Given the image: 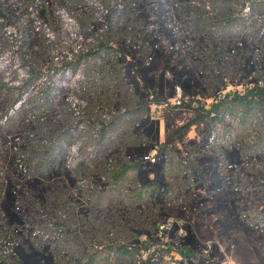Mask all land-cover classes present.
<instances>
[{
  "label": "rangeland",
  "instance_id": "374dc122",
  "mask_svg": "<svg viewBox=\"0 0 264 264\" xmlns=\"http://www.w3.org/2000/svg\"><path fill=\"white\" fill-rule=\"evenodd\" d=\"M250 1L0 0V264H264V108H184L263 80Z\"/></svg>",
  "mask_w": 264,
  "mask_h": 264
},
{
  "label": "trees",
  "instance_id": "16d2710c",
  "mask_svg": "<svg viewBox=\"0 0 264 264\" xmlns=\"http://www.w3.org/2000/svg\"><path fill=\"white\" fill-rule=\"evenodd\" d=\"M65 81L67 82V79H65ZM239 105H246L247 107L257 105L264 108V86H261L258 81L243 94L235 93L233 95H226L225 97H222L219 102L213 103L210 109H205L204 107H195L194 103H188V105H186L184 108L187 110H201L203 112V119H217L221 116L222 109L232 113L235 107ZM108 127L109 126H105L100 123L95 124L93 130L96 132V142L98 147L106 143L107 138L105 133L107 130L106 128ZM139 166L140 165L138 163L132 164L129 167L130 169H126L124 173L126 174L128 170L137 171ZM181 254L188 259L194 258V255H190L188 251L185 250H181Z\"/></svg>",
  "mask_w": 264,
  "mask_h": 264
},
{
  "label": "built area",
  "instance_id": "2783aa9c",
  "mask_svg": "<svg viewBox=\"0 0 264 264\" xmlns=\"http://www.w3.org/2000/svg\"><path fill=\"white\" fill-rule=\"evenodd\" d=\"M259 6H262L264 11V0H253L247 3L243 12L244 16L247 17L250 13H253V10L256 7L258 8ZM259 83L261 86H264V78ZM145 161L154 164L156 162V158L149 156L145 158ZM171 233L177 234L179 238H183L185 236V230L183 229L181 223L169 221L166 224L160 225L158 228V236L160 239L158 249L165 253L167 261L170 264H177L183 260V255L181 254V251L170 241L169 235Z\"/></svg>",
  "mask_w": 264,
  "mask_h": 264
}]
</instances>
